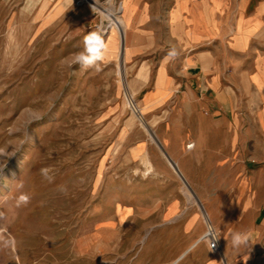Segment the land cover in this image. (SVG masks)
<instances>
[{
  "label": "rangeland",
  "instance_id": "rangeland-1",
  "mask_svg": "<svg viewBox=\"0 0 264 264\" xmlns=\"http://www.w3.org/2000/svg\"><path fill=\"white\" fill-rule=\"evenodd\" d=\"M125 1L0 0V227L35 226L69 242L101 227L102 264L115 259L118 264H172L178 258L176 264H264V138L247 139L240 152L209 155L211 169L191 171L193 178L244 182L246 202H235L237 186L200 188L222 194L201 201L199 188L172 168L153 141H159L156 129L146 121L172 113L175 106L149 113L142 94L133 100L138 113L128 104L125 37L111 26V15L124 23ZM97 30L109 49L99 70L70 67L84 36ZM229 191L233 195L227 199ZM22 193L30 202L17 207ZM159 198L166 207L182 202L180 222L165 226L161 209L143 223L141 210L153 208ZM120 208L137 212L123 224L118 220L114 253L109 227ZM209 213L222 226L214 227ZM194 216L197 233L185 234ZM212 229L219 241L216 253L208 239ZM237 231L248 233L246 247L232 246L231 234ZM197 240L198 247L190 250Z\"/></svg>",
  "mask_w": 264,
  "mask_h": 264
},
{
  "label": "crops",
  "instance_id": "crops-1",
  "mask_svg": "<svg viewBox=\"0 0 264 264\" xmlns=\"http://www.w3.org/2000/svg\"><path fill=\"white\" fill-rule=\"evenodd\" d=\"M123 6L126 47L122 64L131 76V97L134 100L142 94L143 108H149V113L175 106L172 113L167 110V114L146 120L156 129L161 147L188 184L199 188L201 201L210 202L222 194L200 188L237 186L235 202L245 203L244 182L193 178L191 171L211 169L213 158L209 155L240 152L247 139L264 138V0H126ZM172 51L175 56L169 55ZM155 118L159 121L153 125ZM190 145L193 148L189 150ZM233 193L229 191L225 197L229 199ZM153 203V208L141 210L143 223L161 209L164 225L181 221L182 202L175 200L166 207L159 198ZM225 207L223 210L233 216ZM135 212L117 210L109 227L114 253L119 249L118 220L123 224ZM208 216L214 227L222 226L216 215ZM197 221V216L187 221L185 234L197 233ZM230 223L224 221V225ZM101 229L69 242L67 237H48L35 226H2L0 237L17 243L13 251L4 248L0 240V264H102ZM200 240L192 243L190 250L197 248ZM110 264H118L117 259Z\"/></svg>",
  "mask_w": 264,
  "mask_h": 264
},
{
  "label": "clouds",
  "instance_id": "clouds-1",
  "mask_svg": "<svg viewBox=\"0 0 264 264\" xmlns=\"http://www.w3.org/2000/svg\"><path fill=\"white\" fill-rule=\"evenodd\" d=\"M109 54V49L105 43L104 35L102 31H90L84 38L82 43V48L74 54V59L70 67L74 65H79L82 69L95 68L99 70L100 63L105 59ZM170 56H175V51L169 53ZM11 131V130H10ZM2 151V150H0ZM5 167V166H4ZM3 169L0 168V176H3ZM42 175L47 178V169L41 170ZM22 188L23 185L21 184ZM30 202V196L26 193H22L16 200L17 207L26 206ZM2 244L4 248H11L15 251L16 241L15 239H3ZM231 243L234 248L246 247L249 243V235L246 232H233L231 234Z\"/></svg>",
  "mask_w": 264,
  "mask_h": 264
},
{
  "label": "bare ground",
  "instance_id": "bare-ground-1",
  "mask_svg": "<svg viewBox=\"0 0 264 264\" xmlns=\"http://www.w3.org/2000/svg\"><path fill=\"white\" fill-rule=\"evenodd\" d=\"M115 8V7H114ZM122 10H123V7H122ZM113 18L111 19V26L112 27H114V28H116V29H118L119 30V32H121V34H122V37H125V31H124V28H125V26H124V23L122 22V21H120V20H118V19H116L115 17H114V15H111ZM124 71H123V69H120V76H122V78L124 79ZM126 90H127V94H126V98H127V100H128V104L134 109V111H136V113H138V109H136L135 108V104H134V101H133V98L131 97V95H130V93H129V89H128V87L126 86ZM138 116V115H137ZM150 132V131H149ZM151 134V133H150ZM151 136H152V134H151ZM153 138V137H152ZM153 141L154 142H156V140H155V138H153ZM193 148V146H188V149L190 150V149H192ZM148 156V155H147ZM145 157V159H144V161H145V163H146V165H148V164H150L149 162V159H148V157ZM171 164V163H170ZM171 166H172V164H171ZM172 168L173 169H175L173 166H172ZM176 170V169H175ZM177 171V170H176ZM188 194V193H187ZM189 195V194H188ZM189 197H190V199L191 198H193L192 197V195L190 194L189 195ZM192 203V202H191ZM210 235H214V236H216L215 235V233L213 232V229L211 230V232H210ZM209 234H208V237L210 236ZM218 252H219V250H218Z\"/></svg>",
  "mask_w": 264,
  "mask_h": 264
},
{
  "label": "built area",
  "instance_id": "built-area-1",
  "mask_svg": "<svg viewBox=\"0 0 264 264\" xmlns=\"http://www.w3.org/2000/svg\"><path fill=\"white\" fill-rule=\"evenodd\" d=\"M190 146H193V145H190ZM189 146V147H190ZM209 235H210V233H209ZM208 239H209V243H210V249L213 251V252H218V250H219V241H218V238H217V236H214V235H210L209 237H208Z\"/></svg>",
  "mask_w": 264,
  "mask_h": 264
},
{
  "label": "water",
  "instance_id": "water-1",
  "mask_svg": "<svg viewBox=\"0 0 264 264\" xmlns=\"http://www.w3.org/2000/svg\"><path fill=\"white\" fill-rule=\"evenodd\" d=\"M155 139H156V138H155ZM156 141H157V143L159 144V146L161 147L159 141H158V140H156ZM161 148H162V147H161ZM162 150H163L165 156L167 157V159L169 160V162L172 164V166L177 170V172H179V169H178L177 165L171 160V158L167 155V153L164 151L163 148H162Z\"/></svg>",
  "mask_w": 264,
  "mask_h": 264
}]
</instances>
